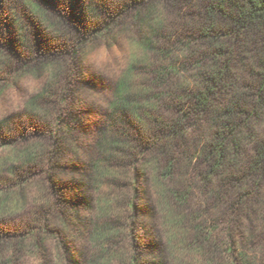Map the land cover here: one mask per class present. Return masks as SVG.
I'll return each mask as SVG.
<instances>
[{
  "label": "trees",
  "instance_id": "obj_1",
  "mask_svg": "<svg viewBox=\"0 0 264 264\" xmlns=\"http://www.w3.org/2000/svg\"><path fill=\"white\" fill-rule=\"evenodd\" d=\"M0 10L8 14L0 20V86L12 79L7 71L49 74L27 116L40 139L29 142L24 127L7 132L0 123V144L13 150L0 159V172L11 176L0 182V218L22 208L38 168L44 207L27 228L67 245L90 199L86 180L64 175L76 168L66 151L86 128L80 103L67 105L71 82L82 76L89 46L123 32L135 46L90 165L119 193L102 215L120 198L125 215L94 223L95 242L113 246L126 230L130 264H149L150 245L136 233L144 180L178 247L206 264H264V0H0ZM14 235L0 226V243Z\"/></svg>",
  "mask_w": 264,
  "mask_h": 264
},
{
  "label": "rangeland",
  "instance_id": "obj_2",
  "mask_svg": "<svg viewBox=\"0 0 264 264\" xmlns=\"http://www.w3.org/2000/svg\"><path fill=\"white\" fill-rule=\"evenodd\" d=\"M7 15L0 10L1 21H4ZM134 46V39L128 33L123 32L118 33L113 39L101 40L89 46L81 61L82 78L74 77L71 82L74 86L69 98L70 103L67 105L70 108L72 102L80 103L79 107L85 119L86 128L84 132L81 131L80 136L77 135L78 138L80 137V142L76 144V148L66 151V156L73 157L76 168L69 166L64 175L67 179L76 177L86 180L87 198L90 199L81 206V219L79 217L75 221L73 235L65 232L66 235L69 234V238H66L67 245L61 246L57 237L44 233L40 236L38 230L31 234L30 228H27V225L34 226L35 213L44 207L46 190L43 185L44 178L36 168L32 170L34 177L30 181L31 185L26 188L22 208L16 214L0 218V226L8 227L15 234L13 239H9L10 243L4 239L0 243V263L5 264L7 261V264H69L68 259H72L71 264H130L131 254H129V240L125 238L126 230L124 234L112 241L113 246L107 242L97 244L92 237L91 226L94 223L103 224L122 219L125 215V204L124 198H120L111 207V214L102 215L101 210L105 206L106 199L115 198L119 193L110 178L105 177L99 180L91 174L90 163L99 156L96 146L99 131L116 84L129 64ZM3 75H11L12 79L1 83L0 123L5 126L7 132L12 129L11 127L15 129L16 125L20 128L24 127L28 141L37 142L40 137L37 134L35 123L27 119V116L32 99L42 93L49 74L43 72L39 76L28 74L16 76L7 71ZM63 86V82H58L56 85L58 90H61ZM10 124L12 126L9 128ZM12 156L13 150L0 144V159H12ZM10 164L9 162L8 165ZM9 172V169L0 172V182L10 179ZM120 176L119 180H123V175ZM77 181L80 182V180ZM142 182L139 204L143 213L140 229L136 233L141 236L147 246L150 245L147 247L148 254L144 260H147L149 264H157V262L162 264V261L166 264H206L200 254L187 252L184 248L177 246L178 242L174 243L169 240V230L166 225L164 226L163 216L158 211L157 195L150 182L144 180ZM14 243L20 247L19 250L15 248V253L8 246ZM9 257H12L11 263H8Z\"/></svg>",
  "mask_w": 264,
  "mask_h": 264
}]
</instances>
